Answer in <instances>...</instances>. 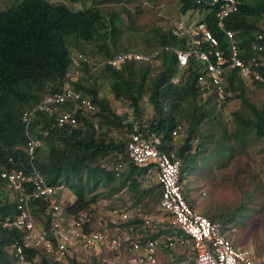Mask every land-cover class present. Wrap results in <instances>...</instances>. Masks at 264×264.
Instances as JSON below:
<instances>
[{
  "label": "trees",
  "instance_id": "1",
  "mask_svg": "<svg viewBox=\"0 0 264 264\" xmlns=\"http://www.w3.org/2000/svg\"><path fill=\"white\" fill-rule=\"evenodd\" d=\"M180 1L182 14L207 12L203 21L225 49L227 40L217 29L215 13L210 12V6H200L196 0ZM239 1L240 11L228 20V28L236 33L242 58H248L253 55L252 46L257 36L264 34V0ZM17 4L7 10L0 7V172L27 167L25 147L28 139L21 116L46 96L60 90L62 80L73 68L71 40L96 46L102 55V62L120 53L134 51L129 48L119 50L114 39L109 42V35L117 39L119 29L114 20H108L96 4L81 10L49 0H23ZM185 43V39L174 37L172 32L158 30L147 48L149 52L164 46L184 48ZM98 70L92 72L89 66L83 64L79 71L86 77L78 78L73 86L90 96L99 106L101 125L107 131L101 133L95 130L88 120H84L85 126L81 130L58 129L53 126L54 120L47 115H40L31 128L33 136L44 143L37 152L39 170L49 184L69 188L76 196L75 203L67 208L71 215L90 209L101 186L108 189L111 196L125 190L129 199L137 204L159 203L161 198L160 185L149 190L142 186L140 179L145 171L129 160L127 143L109 135L108 131L112 128L127 129L129 132L130 124L128 118L116 115L111 103L100 96L95 74L99 72L110 81L114 99L128 103L135 118L147 120L151 129L163 138V149L175 152L176 157L182 160V182L186 163L200 154L199 149L194 151L193 148L199 127L214 115L218 106L214 96L204 97L197 87L203 65L194 59L182 71L173 52L162 53L153 63L130 62L118 69L104 66ZM177 78L179 82L175 83ZM245 89L246 84L235 73L230 74V93L239 94L244 99ZM145 98L155 111L152 120L144 117L142 102ZM63 109L70 110L72 107L64 106ZM256 114V122L236 115L239 127L234 136L241 138L243 144L247 143V131L250 129L255 131L257 138L264 139V113ZM79 119L82 117L79 116ZM182 120L188 123V136L175 151L173 131ZM110 156L116 162L127 164L120 177L103 166ZM4 187L0 179V189ZM92 193L96 194L90 197ZM183 194L193 208L184 191ZM16 207V197L11 201L0 194V218L15 216ZM32 209L35 217H44L47 205L34 202ZM206 217L213 223H228L219 214ZM21 239L19 231L0 226V264H17L11 249ZM26 256L31 264H58L42 252L27 250ZM69 264L80 263L71 260Z\"/></svg>",
  "mask_w": 264,
  "mask_h": 264
},
{
  "label": "built area",
  "instance_id": "2",
  "mask_svg": "<svg viewBox=\"0 0 264 264\" xmlns=\"http://www.w3.org/2000/svg\"><path fill=\"white\" fill-rule=\"evenodd\" d=\"M196 2L200 6L208 4L210 12L215 13L217 29L227 40L225 49L209 26L201 21L180 24L172 31L174 37L186 40L184 48L164 46L148 53L130 51L100 64H94L90 58L80 54L73 58L74 70L83 64L95 72L104 66L118 69L130 62L153 63L162 53L173 52L180 70L187 69L194 59L203 65L197 87L204 97L214 96L218 104L232 97L229 91V76L232 73L246 84L264 87V34L257 36L252 46L253 55L242 58L236 33L228 28V20L240 11V1ZM80 77L86 75L83 76L80 71L70 72L62 80L59 91L23 112L21 120L28 139L25 147L28 165L25 169L0 172V179L15 195L17 202L15 216L0 218L2 228L15 229L22 234L21 242L11 249L17 264H31L27 260V250L42 252L58 264L78 260L84 251L99 252L102 264H166L160 258L161 244L172 251L188 243L193 246L194 264H264V257L255 258L252 251L237 248L226 236L221 224L211 222L188 204L182 188V160L174 152L163 149V138L151 129L147 120L135 116L128 119L129 160L145 171V177L156 175L162 189L159 210L143 217L135 210L104 212L91 207L71 215L62 207L58 198L65 187L49 184L39 170L37 152L44 143L33 136L31 128L40 115H47L58 129L81 130L85 126L84 120H88L95 130H99V106L73 86ZM174 82L178 83L179 79ZM64 106H71L72 109H63ZM182 132L183 127L178 126L173 131V137ZM123 170V164H116L113 168L116 176H120ZM34 202L47 205L43 217L45 223L41 228L33 213ZM135 219H139V223L133 222ZM166 223L170 225L172 235L162 241L159 231Z\"/></svg>",
  "mask_w": 264,
  "mask_h": 264
},
{
  "label": "rangeland",
  "instance_id": "3",
  "mask_svg": "<svg viewBox=\"0 0 264 264\" xmlns=\"http://www.w3.org/2000/svg\"><path fill=\"white\" fill-rule=\"evenodd\" d=\"M21 1L23 0H0V7L7 10ZM49 1L56 4L64 3L77 10L96 4L108 20L111 18L114 20L119 29L117 39L109 35V42L116 40L119 50L129 48L143 53L150 51L147 48L148 42L154 37L156 31L172 32L180 24H195L206 17V12L203 11L182 14L180 0ZM71 41L73 58L76 59L82 54L90 58L94 64L102 62V55L96 46ZM74 71L79 73V68L77 70L72 68L71 72ZM94 76L100 96L111 103L114 113L120 117L133 118L134 113L129 104L114 99L110 81L101 76L99 72ZM239 96V94L232 93L231 100L225 105L218 104L214 115L200 125L193 141L194 151L199 149L200 154L186 163L182 184L195 211L205 216L214 214L224 216L228 223L219 222V224L223 225L226 236L233 244L237 248L252 251L255 258H263L264 139L257 138L255 131L250 129L247 131V143L243 144L241 138H236L234 133L239 127L236 121L237 114L256 122L258 120L256 113H264V87L248 84L244 99ZM142 108L145 113L144 117L152 120L155 111L147 98L143 100ZM178 126L183 127V132L172 141L175 151L184 144L188 136L187 121L182 120ZM107 130L101 125L100 118L99 132L103 133ZM108 133L111 137L127 143V129L112 128ZM115 162L116 160L110 156L103 162V166L112 168ZM201 180L204 183H200ZM141 184L144 187L143 180ZM156 186H158L157 180L153 178L144 188L149 190ZM96 193L99 195L94 198L95 202L91 207H96L97 211L119 212L135 208L144 217L159 210V203L137 204L135 200H130L125 190L111 196L108 189L101 186ZM96 193L90 194V197ZM0 194L11 201L15 200V195L6 187L0 189ZM58 200L62 207L67 209L76 201V196L69 188H64ZM36 221L40 228L45 223L43 217H36ZM181 250L177 249V251ZM178 256L182 258L180 261L184 262L183 264H194L190 247L184 249L183 252L173 253L174 259ZM100 259L99 252L84 251L78 257V262L80 264H102Z\"/></svg>",
  "mask_w": 264,
  "mask_h": 264
},
{
  "label": "crops",
  "instance_id": "4",
  "mask_svg": "<svg viewBox=\"0 0 264 264\" xmlns=\"http://www.w3.org/2000/svg\"><path fill=\"white\" fill-rule=\"evenodd\" d=\"M206 15H207V12H206ZM183 71V70H182ZM179 79V78H178ZM242 81V80H241ZM245 83V82H244ZM246 84V83H245ZM246 85H248V84H246ZM129 119V118H128ZM175 153V152H174ZM116 164H123L124 165V170L121 172V174H120V176L122 175V173L125 171V169H126V164L123 162V161H120V162H115V164L113 165V167L112 168H108L109 170H112L113 171V168H114V166L116 165ZM116 176V175H115ZM120 176H116V177H120ZM153 178H155L156 180H157V177H156V175L155 174H152L151 176H147V177H145V174H144V177H142L141 179H140V182H141V180H143V183H144V187H145V185L147 184V183H149L150 182V180H152ZM157 183H158V181H157ZM200 183H204V181L203 180H201V182ZM158 185H160L159 183H158ZM182 188H183V191L185 192V195L187 196V193H186V190L184 189V187H183V184H182ZM64 190V189H63ZM161 191H162V189H161ZM63 192V191H62ZM63 196V195H62ZM61 196V197H62ZM187 199H188V201L191 203V205L193 206V209L195 210V208H194V205L192 204V202L189 200V198H188V196H187ZM160 200H161V198H160ZM160 200H159V205H160ZM75 203V202H74ZM73 203V204H74ZM160 208V207H159ZM129 210H135V211H137L135 208L134 209H129ZM197 212V211H196ZM133 222H135V223H139V219H135V220H133ZM159 233H160V236H162V241H164L167 237H169L170 235H172V229L170 228V225L168 224V223H166V224H164V227L159 231ZM188 247H190L191 248V250H192V252H193V261H194V251H193V246H192V244L191 243H188L187 245H185V246H183V247H180V248H177V249H182L181 251H177V249L176 250H172V251H168V250H166L165 248H164V245L163 244H161V246H160V258L162 259V261L164 262V263H166V264H183L184 262H181L180 260H182V258H179V256H178V258H176V259H174L173 258V253H175V252H183L184 251V249H186V248H188ZM75 260H77V259H75Z\"/></svg>",
  "mask_w": 264,
  "mask_h": 264
}]
</instances>
